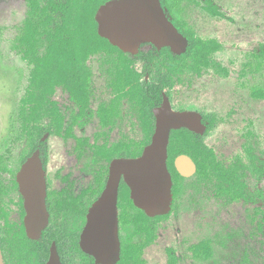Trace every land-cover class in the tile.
I'll list each match as a JSON object with an SVG mask.
<instances>
[{
    "label": "rangeland",
    "instance_id": "1",
    "mask_svg": "<svg viewBox=\"0 0 264 264\" xmlns=\"http://www.w3.org/2000/svg\"><path fill=\"white\" fill-rule=\"evenodd\" d=\"M169 1L196 38H215L222 44L214 59L230 70L227 77L212 69L201 76L185 73L175 77V107L198 108L219 117L220 122L205 141L222 161L235 160L246 144L253 146L258 160L264 163V99L251 96L254 87L264 93V59L254 55L264 46V0ZM205 5L217 7L223 15H212L203 9ZM26 16V0H0V185L14 176L30 150L21 122L20 100L33 89L39 93L38 83L30 81L31 66L22 59L23 52L17 44ZM88 66L92 70L89 106L83 111L73 103V108L60 109L65 128L73 124L77 137L48 138L52 187L58 186V179L69 177L82 189L95 184L100 174L105 176L108 163L95 160L96 143L115 146L124 142L125 151L136 152L146 139L138 114L131 113L118 121L109 137L97 136L101 128L96 109L101 103H108L111 95L100 55L91 56ZM57 88L70 96L63 85L55 91ZM60 92L56 96H61ZM52 95L48 96L49 101L57 106ZM34 99L39 101L40 96ZM51 119L44 118L40 125L49 126ZM247 181L249 192H264V179L248 176ZM199 186V190L184 193L174 212L160 221L157 237L145 251L147 264H167L169 251L176 254L177 264H264V194L256 203H228L217 197L212 187ZM205 239L211 241L214 254L209 259L194 258L190 247Z\"/></svg>",
    "mask_w": 264,
    "mask_h": 264
},
{
    "label": "flooded vegetation",
    "instance_id": "2",
    "mask_svg": "<svg viewBox=\"0 0 264 264\" xmlns=\"http://www.w3.org/2000/svg\"><path fill=\"white\" fill-rule=\"evenodd\" d=\"M107 1H105L103 4H105ZM189 1L194 2L193 0ZM162 5L166 10L169 19L173 22L177 29L188 38L190 45L189 36L193 35L195 37V35L188 28H186V25L180 20L178 13L174 9H172V6L169 7V5L163 3ZM26 6L28 11V0H26ZM207 6L209 5L203 6V9L209 12V10L206 8ZM24 28L25 21L23 24V28L21 29L20 34L17 37V44L20 50L23 52L22 59L26 60V62L31 66L30 81L31 83L36 84L32 79V71L34 69V66L32 62H30V58H27V56L25 55L26 48L20 41V37ZM186 32H188L190 35H186ZM202 40H215L219 43L220 49L222 47V44L215 38ZM108 42L113 47H116V49L108 48L95 51L88 56L87 60L84 63V65L89 69L90 73L88 82L89 101L88 105L85 108L81 107L80 103L74 98L73 93H71V91L66 87L65 84L59 85H63L65 87V89L69 92L72 100L70 99V96H67L65 93H63V89L62 93L59 91L60 88H57L55 91V88L58 85L54 87L55 92L53 91L51 94L47 95V97H50V95L53 94L51 97L52 100L54 102H58L56 103L58 107H52L57 108L62 121L60 133L52 134L50 131L44 132L42 134V137L40 138V142L45 143L44 148L39 144L35 149V151L37 149H40V156L45 170L47 190L46 204L49 211V223L43 230L42 235L39 239H33L29 237L27 233L26 217L28 213L25 204V196L22 192V188L17 177L23 163L29 156L34 153V151L23 162H21L20 166L16 169L17 171L15 172L14 176L4 181V183L0 185V248L5 264H47L50 258L51 247L53 243H55L57 246V251L59 253L62 264H98L95 257L85 253L82 250L80 245L81 234L86 225L87 215L90 207L98 199L106 185L111 161L115 158L128 157L116 156L111 160H107L102 156L98 149L99 147L103 148L106 146L107 149L111 150L114 153L116 152L119 155L126 152L124 150V142H118L115 146H109L106 143L98 145L96 143L97 154L95 160L107 161L108 167L106 170V174L105 176L103 174H100V176L96 178V182H94L95 184H90L89 186H86L82 189L80 188V184L75 179H71L69 177H62L58 179V186L52 187L53 183H51L48 168V138L53 135H62L63 137L67 136L69 138L77 137V135H75L74 133L73 124L65 128V117L60 109L66 111L69 108H73V103L78 105L83 111L89 106L90 95L92 91V70L90 66H88V60L93 55H100L101 65L103 66V71L108 79L107 88L109 89L111 95L108 103H101L96 109V115L99 118V125L101 128L99 130L100 133H98L97 135L98 137L103 135L105 137H109L112 134V131L114 130L118 121L122 119L126 113H131L132 115L138 114L139 123L141 125L144 137L150 136L152 138L156 128V116L154 109L162 105L164 94L168 96L171 107L175 111H192L199 113L201 115V123L204 126V131L201 133L191 130L187 127H181L173 129L171 131L170 142L168 145L167 165L173 181V200L171 204V210L168 214L157 216L147 215V213L143 209L135 205L134 201L131 199L130 188L127 186L123 179L121 180L117 202L121 253L120 260L116 264H119L121 262L124 254H130V256L132 255L131 257H133L134 255H138V259L141 261V264H147L145 251L147 247L156 239L160 221L170 216L171 213L174 212V210L176 209V203L184 195V193H186L188 190H199L200 184L206 185L207 188L212 187L213 190H215L214 194L217 197L224 199L228 203H233L240 200L256 203L257 199L263 197V190H259L258 192H255V194L248 191V176L256 177L258 180L264 179V163L258 160V156L257 154H255L253 146H248L245 144L243 147V153L237 156L235 160L231 161L230 163L222 161L214 152L212 147L205 141V138L208 136V134L211 133L220 122L219 117L215 113H205L198 108L177 109L173 102V80L177 76H179L180 78V76L182 74L184 75L185 73H190L193 76H201L202 73L208 69L214 70L215 73L220 74L223 77H227L229 75V68L224 67L214 59V54L217 53L220 49L213 51L208 56L210 64L201 65L200 68L192 65V59L187 60V66L179 67L175 58H171V67H169L167 65L168 54L162 52V50L166 47L159 49L151 43H143L138 52L132 53L120 49L119 47L113 45L109 40ZM187 51L188 48L186 52ZM171 52L174 55H183L184 53H186L184 52L182 54H177L172 50ZM256 54L257 53H254L255 56ZM226 70L228 71L227 75H225ZM163 76H167L169 85L161 90V101H159V103L157 104H152V102L150 101L147 102L148 100L145 101L146 96L149 97L148 99H154L156 98V96H158V90H154L151 87L152 84L150 83V81H152L153 79L155 80L159 77L163 78ZM37 87L38 86H36V88ZM254 89H257V87H254L251 90V96ZM37 90L39 89L37 88ZM59 92L61 93V96H56ZM34 93L36 94V96H39L40 90L37 94L36 90L33 89L30 95L28 94V96L20 100V115L23 106H26V109L28 110L31 106V103L34 105L38 102L34 99ZM47 111L42 120L48 117ZM92 112V110H88V113L92 114ZM76 117L78 118L79 116ZM152 121L154 123L153 130L150 128ZM40 126L43 128L49 127L42 125ZM63 130L65 131L63 132ZM192 137H198L199 139H201L206 148L203 153L205 163L202 169L200 167L199 161L189 153L181 152L176 156H173V151H171L170 153V143L172 138ZM77 143L78 144L76 146L78 148L80 147L79 139L77 140ZM145 146H143V149ZM98 154L100 155V157ZM180 155H188L195 163L196 169L189 176L181 174L176 166V160ZM216 166L235 167V180L237 186L236 189L243 194L242 196L234 201L229 202L226 195L222 191L223 186L228 185L229 183H227L224 178H218L216 176ZM9 170L10 169H8V171ZM196 178L198 179L194 181V179ZM5 201H7V203H5ZM190 249L193 253L194 258L196 259H209L214 254L213 246L209 239H205L196 244H193ZM45 251L47 252L46 259L44 258ZM172 255L174 256L173 259H171ZM177 263L178 258L176 254L172 251H169L167 264Z\"/></svg>",
    "mask_w": 264,
    "mask_h": 264
},
{
    "label": "water",
    "instance_id": "3",
    "mask_svg": "<svg viewBox=\"0 0 264 264\" xmlns=\"http://www.w3.org/2000/svg\"><path fill=\"white\" fill-rule=\"evenodd\" d=\"M95 18L100 36L124 51L136 53L143 43H151L159 49L169 47L174 53L182 54L189 45L188 38L169 19L161 0H109L99 7ZM154 112L156 128L150 143L137 157L111 161L106 185L89 209L80 245L98 264H116L120 260L117 202L121 180L130 188L135 205L147 215L168 214L173 200V181L167 165L171 131L181 127L204 131L199 113L175 111L166 94ZM176 166L185 176L196 169L188 155H180ZM17 177L25 196L27 233L39 239L49 223L40 149L25 160ZM0 264H5L1 248ZM47 264H62L55 243Z\"/></svg>",
    "mask_w": 264,
    "mask_h": 264
},
{
    "label": "trees",
    "instance_id": "4",
    "mask_svg": "<svg viewBox=\"0 0 264 264\" xmlns=\"http://www.w3.org/2000/svg\"><path fill=\"white\" fill-rule=\"evenodd\" d=\"M105 1L107 0H28L27 18L20 41L26 48L25 55L30 58V62L34 66L32 79L38 83L37 88L40 90L39 96L41 97L33 107L27 110L26 106H23L21 110V122L27 132L28 145L30 146V150L22 162L35 151L39 144L44 148L45 143L40 142L44 132L60 133L62 121L60 114L57 108L52 107L47 97L54 91L56 85L65 84L82 108L88 105L90 73L84 63L88 56L95 51L108 48L116 49L107 39L100 37L97 32L95 15L100 5ZM180 1L182 0H173L174 3ZM162 3L169 5V7L172 6L169 0H162ZM206 8L212 15H223L215 6L209 5ZM185 34L190 35L188 32ZM189 37L190 45L188 51L183 55H174L167 47L162 50L163 53L168 54L167 65L169 67H171V58H175L179 67L187 66V60L192 59V65L200 68L201 65L210 64L208 56L213 51L220 49L219 43L215 40L196 39L193 35ZM42 47L44 48L43 51ZM256 56L264 59V46ZM227 74L228 71L226 70L225 75ZM150 83L152 84L151 87L158 90L159 94L154 99H148L149 97L146 96L145 101L148 100L147 102L157 104L161 101V90L169 85L168 78L167 76L159 77ZM33 95L36 96L35 93ZM252 97L264 99V93L254 89ZM46 111L52 119L49 127L43 128L40 126V122ZM150 128L154 129L153 121ZM150 141L151 137H146L143 146ZM143 146L138 148L136 152L126 151L119 155L107 149L106 146L99 147L98 150L105 159L111 160L116 156H138L142 153ZM205 149L202 140L198 137L172 138L170 143V153L173 151V156L181 152L189 153L199 161L201 169L205 163L203 155ZM215 170L218 178L222 177L229 183L222 189L229 202L243 195L236 189V169L234 166H216ZM131 256L124 254L119 264H141L138 255ZM44 258H47L46 251ZM173 258L172 255L171 259Z\"/></svg>",
    "mask_w": 264,
    "mask_h": 264
}]
</instances>
